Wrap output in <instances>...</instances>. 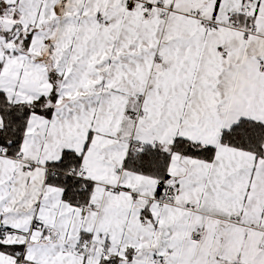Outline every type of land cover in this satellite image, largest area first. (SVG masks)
I'll return each instance as SVG.
<instances>
[{
  "label": "snow or ice",
  "instance_id": "snow-or-ice-1",
  "mask_svg": "<svg viewBox=\"0 0 264 264\" xmlns=\"http://www.w3.org/2000/svg\"><path fill=\"white\" fill-rule=\"evenodd\" d=\"M0 264H264V0H0Z\"/></svg>",
  "mask_w": 264,
  "mask_h": 264
}]
</instances>
